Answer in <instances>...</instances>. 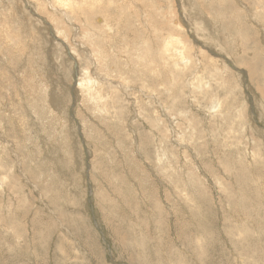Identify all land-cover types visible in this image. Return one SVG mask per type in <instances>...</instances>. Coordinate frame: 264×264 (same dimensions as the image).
Here are the masks:
<instances>
[{
	"label": "rangeland",
	"instance_id": "1",
	"mask_svg": "<svg viewBox=\"0 0 264 264\" xmlns=\"http://www.w3.org/2000/svg\"><path fill=\"white\" fill-rule=\"evenodd\" d=\"M74 1H0V264H264V0Z\"/></svg>",
	"mask_w": 264,
	"mask_h": 264
},
{
	"label": "bare ground",
	"instance_id": "2",
	"mask_svg": "<svg viewBox=\"0 0 264 264\" xmlns=\"http://www.w3.org/2000/svg\"><path fill=\"white\" fill-rule=\"evenodd\" d=\"M1 1V0H0ZM29 1V0H28ZM39 1H41V3L39 4V6L37 7V9L39 8V10H41L40 11V13L41 12H44V13H46L47 14V18H49V19H51V20H54V14H62L64 17H66V18H70V17H72V16H74V18H77L78 17V15H79V13H80V11L83 13H88V14H90V10L88 11V8L86 7V4H85V7L83 6V8H84V11H82V8L80 7H78L79 5L78 4H76V7H75V12L74 11H71L72 9L71 8H69L68 6H69V4H68V0H39ZM83 1H85V0H83ZM177 1V0H176ZM182 1V0H181ZM35 2V1H34ZM76 1H74L73 0V4L75 3ZM178 2H180V1H178ZM187 2V1H186ZM181 3V2H180ZM183 3H185V2H183ZM188 3V2H187ZM192 3H194L193 1H192ZM199 3V2H198ZM226 3V2H225ZM224 3V4H225ZM16 5H18V3H15ZM14 4V5H15ZM28 4V3H27ZM37 4V3H36ZM49 6H51V7H55L56 8V10H55V8L54 9H52V11L50 12V10L49 11H47V6L48 5ZM182 4V3H181ZM180 4V5H181ZM24 5V4H23ZM35 4L33 3V6H34ZM67 6L66 7V9L67 10H65V8L64 9H62V7H64V6ZM30 6V5H29ZM187 6V5H186ZM192 6V5H191ZM195 6V5H194ZM16 7V6H15ZM72 7H74V5L72 6ZM183 7V6H182ZM189 7H190V5H189ZM188 7V8H189ZM36 8V7H35ZM11 9V8H10ZM19 9V8H18ZM48 9H49V7H48ZM60 9H61V12H59L60 11ZM191 9V8H190ZM35 10V9H34ZM185 10H187V9H185ZM32 11V10H31ZM37 11V10H36ZM150 11V10H149ZM246 11V10H245ZM19 12H21L20 11V9H19ZM24 12V11H23ZM23 12H22V14H23ZM35 12V11H34ZM199 12V11H198ZM197 12V13H198ZM14 13V12H13ZM32 13V12H31ZM151 13H152V11H151ZM155 13V12H154ZM196 13V12H195ZM37 14V13H36ZM35 14V15H36ZM24 15V14H23ZM40 15V14H39ZM152 15H154V14H152ZM19 16V15H18ZM20 16H21V13H20ZM29 16V15H28ZM198 16H199V14H198ZM22 17H24V16H22ZM27 17V16H26ZM89 17V16H88ZM38 18V17H37ZM41 18V17H40ZM199 18V17H198ZM26 19V18H25ZM28 19V18H27ZM29 20H30V18H29ZM46 20V19H45ZM68 20V19H67ZM153 20H155V19H153ZM48 21V20H47ZM203 21V20H202ZM20 22V21H19ZM24 22V21H23ZM26 22V21H25ZM31 22V21H30ZM39 22V21H38ZM43 22V21H42ZM53 24H54V22L53 21H51ZM175 22H177V21H175ZM34 23V22H33ZM50 23V22H49ZM257 23V22H256ZM21 24V23H20ZM23 24V23H22ZM31 24V23H30ZM162 24V23H161ZM178 24V23H177ZM189 25V24H188ZM259 25V24H258ZM10 26V25H9ZM20 26V25H19ZM47 26V25H46ZM45 26V27H46ZM51 26V25H50ZM76 27V26H75ZM21 28V27H20ZM53 28V27H52ZM51 28V29H52ZM263 28V27H262ZM10 29V28H9ZM43 29V28H42ZM192 30V29H191ZM19 31H21L20 29H19ZM14 33V32H13ZM22 33H25V32H22ZM38 33V32H37ZM33 34V33H32ZM39 34V33H38ZM37 34V35H38ZM208 35H210V34H208ZM56 38V37H55ZM55 40V39H54ZM236 40V39H235ZM55 42V41H54ZM216 42V41H215ZM238 42V41H237ZM220 43V42H219ZM12 44V43H11ZM216 44V43H215ZM13 45V44H12ZM257 46V45H256ZM13 47V46H12ZM12 47H10V49L12 48ZM182 48V47H181ZM204 48H205V46H204ZM206 50V49H205ZM204 51V50H203ZM207 51V50H206ZM210 51V50H209ZM218 51V50H217ZM234 51H238V50H234ZM91 53V52H90ZM201 54H204V52H201ZM206 54V53H205ZM93 55V54H92ZM182 55V54H181ZM183 56V55H182ZM202 57H204L203 55H202ZM184 58V57H183ZM182 60V59H181ZM185 60V59H184ZM235 60V59H234ZM201 61H203V60H201ZM200 61V62H201ZM240 62V61H239ZM246 62V61H245ZM196 63V62H195ZM211 65V64H210ZM52 69V68H51ZM244 70V69H243ZM242 74H243V72H242ZM245 74H247V73H245ZM153 75V74H152ZM245 76V75H244ZM247 79V78H246ZM248 80V79H247ZM258 81V80H257ZM95 82V81H94ZM259 84V83H258ZM253 95V94H252ZM254 96V95H253ZM251 97V96H250ZM264 97V96H263ZM249 101V100H248ZM54 103H55V101H53ZM56 104V103H55ZM255 106V105H254ZM255 108H257V107H255ZM254 111H255V109H254ZM227 128V127H226ZM226 131V130H225ZM237 132V131H236ZM225 142V141H224ZM229 143V142H228ZM260 151V150H259ZM260 154V153H259ZM214 158V157H213ZM253 160V159H252ZM204 163V162H203ZM244 164H246V163H244ZM198 165V164H197ZM255 167V166H254ZM240 171V170H239ZM155 174V173H154ZM192 174V173H191ZM193 176V175H192ZM191 178V177H190ZM264 179V178H263ZM238 180V179H237ZM249 180V179H248ZM250 181V180H249ZM224 185V184H223ZM237 187V186H236ZM246 191V190H245ZM200 195V194H199ZM101 200V199H100ZM214 200V199H213ZM195 209V208H194ZM231 214H233V213H231ZM132 215V214H131ZM243 217V216H242ZM238 219V218H237ZM184 223V222H183ZM239 225V224H238ZM180 230V229H179ZM263 233H264V231H263ZM179 240V239H178ZM233 240V239H232ZM200 245V244H199ZM177 247H178V245H177ZM203 251V250H202ZM233 252V251H232ZM169 256V255H168ZM150 259V258H149ZM159 259V258H158Z\"/></svg>",
	"mask_w": 264,
	"mask_h": 264
}]
</instances>
